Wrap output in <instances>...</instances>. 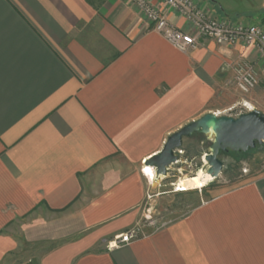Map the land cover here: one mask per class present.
Segmentation results:
<instances>
[{"label": "crops", "instance_id": "crops-1", "mask_svg": "<svg viewBox=\"0 0 264 264\" xmlns=\"http://www.w3.org/2000/svg\"><path fill=\"white\" fill-rule=\"evenodd\" d=\"M233 1L196 0L264 28V0ZM241 60L257 73L248 94L231 83ZM240 101L264 113L251 47L199 37L181 52L127 0H0V264L23 247L41 251L39 264H264V173L107 246L159 183L146 161L167 137Z\"/></svg>", "mask_w": 264, "mask_h": 264}, {"label": "rangeland", "instance_id": "rangeland-1", "mask_svg": "<svg viewBox=\"0 0 264 264\" xmlns=\"http://www.w3.org/2000/svg\"><path fill=\"white\" fill-rule=\"evenodd\" d=\"M237 2L235 5L238 4ZM240 102L235 105V110L231 111L233 114L228 112L224 114L235 116L238 111L246 112ZM209 142L210 137L206 135H193L189 143L185 141L183 146L186 147L182 150L178 161L170 165L174 170L160 175L158 184L154 180V185L149 190L145 202L137 210L136 221L129 230H134L138 236L145 235L168 222L186 216L198 204L226 188L264 173L263 143L246 152H221L219 157L222 161V169L217 178H211L200 188L180 190L177 186L180 178L194 176L198 171L206 173L207 163L204 155L208 150ZM40 252L23 247L21 253L15 256L12 262L13 264H39Z\"/></svg>", "mask_w": 264, "mask_h": 264}, {"label": "built area", "instance_id": "built-area-1", "mask_svg": "<svg viewBox=\"0 0 264 264\" xmlns=\"http://www.w3.org/2000/svg\"><path fill=\"white\" fill-rule=\"evenodd\" d=\"M127 1L138 7L143 20L151 25L153 31L181 52L196 48L199 37H209L220 45L243 44L251 47L264 62V28L261 25L231 22L225 17L211 16L196 0H158L166 10L176 13L190 26L188 30H183L174 26L165 12L150 0ZM228 68L232 71L231 83L238 91L248 94L256 87L257 73L250 62L241 60L228 65ZM240 105L246 111L254 108L248 101H241ZM235 108V105L230 106L225 112L233 114L231 111ZM241 112L238 111L235 116ZM178 153L180 157L182 149H179ZM145 167L142 168L143 172ZM137 237L134 230H128L108 242L107 246L129 243Z\"/></svg>", "mask_w": 264, "mask_h": 264}, {"label": "water", "instance_id": "water-1", "mask_svg": "<svg viewBox=\"0 0 264 264\" xmlns=\"http://www.w3.org/2000/svg\"><path fill=\"white\" fill-rule=\"evenodd\" d=\"M203 134L210 137L204 159L206 174L212 179L222 169L221 152H246L264 143V113L253 108L237 116L206 113L169 135L159 153L146 161L156 175H165L169 166L179 158L178 150L185 137Z\"/></svg>", "mask_w": 264, "mask_h": 264}, {"label": "bare ground", "instance_id": "bare-ground-1", "mask_svg": "<svg viewBox=\"0 0 264 264\" xmlns=\"http://www.w3.org/2000/svg\"><path fill=\"white\" fill-rule=\"evenodd\" d=\"M157 177L154 174V179ZM160 178V177H159ZM211 177L203 171H198L194 176L180 178L177 186L181 190L196 189L204 186Z\"/></svg>", "mask_w": 264, "mask_h": 264}, {"label": "trees", "instance_id": "trees-1", "mask_svg": "<svg viewBox=\"0 0 264 264\" xmlns=\"http://www.w3.org/2000/svg\"><path fill=\"white\" fill-rule=\"evenodd\" d=\"M195 135H202L203 136V134H195Z\"/></svg>", "mask_w": 264, "mask_h": 264}]
</instances>
